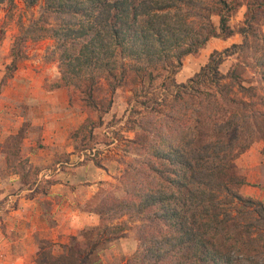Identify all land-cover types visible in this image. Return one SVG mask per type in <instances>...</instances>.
I'll return each instance as SVG.
<instances>
[{"label": "trees", "instance_id": "obj_1", "mask_svg": "<svg viewBox=\"0 0 264 264\" xmlns=\"http://www.w3.org/2000/svg\"><path fill=\"white\" fill-rule=\"evenodd\" d=\"M11 2L0 0V8ZM241 5L235 0H43L39 18L15 40L17 68L28 41L53 39L61 78L49 91L73 88L88 108L107 112L112 100L105 107L106 98L96 94L105 91L108 97L135 87L130 117H136L139 131L126 143L141 161L121 178L126 197L110 198L140 223L138 248L128 264H264V202L240 194L247 182L236 166L241 155L264 141V111L252 101L254 89L243 85L246 67L237 62L222 72L229 58L251 48L253 38L261 41L256 23L246 21L243 44L214 51L194 77L176 80L186 57L213 38L237 34L229 14ZM254 5L264 8V0ZM214 15L220 17L219 28ZM258 64L264 68V60ZM24 136L22 131L18 138ZM97 205L91 212L103 221ZM125 225L94 228L82 235L86 242L73 237L59 257L41 245L37 264H98L106 244L125 237ZM95 230L104 233L95 236Z\"/></svg>", "mask_w": 264, "mask_h": 264}, {"label": "rangeland", "instance_id": "obj_2", "mask_svg": "<svg viewBox=\"0 0 264 264\" xmlns=\"http://www.w3.org/2000/svg\"><path fill=\"white\" fill-rule=\"evenodd\" d=\"M254 2L255 0H235L236 4L240 3L242 5L237 10L231 11L229 14V24L237 34L228 40L213 38L206 47L209 45L214 52L224 51L233 45H241L243 44L244 37L240 31L243 27H246V21L250 19L256 23L258 32L262 35L261 41L253 38L250 41L251 48L246 52H239L229 58L223 64L222 72L227 74L237 62H240L241 66L243 65L242 68L246 67L244 71H241L245 81L243 85L254 89L251 91L254 95L252 101L255 103L256 108L264 111V68L261 67V64H258V62L260 63V61L264 60V45L262 44V39H264V8L254 5ZM248 3L253 5L251 9H249ZM42 5L43 0L36 5H29L26 0H13V2L7 3L0 8V102H4L6 106H9L10 98L12 97L13 99V115H10L11 113L8 110L6 115L3 116V119H6V123H10V119H13L11 121L13 124L10 125L11 129L6 126L7 124H0V151L9 155L6 161L2 162V158L0 159V168L4 169L3 173L5 176H20L23 184H27L29 187L35 189L36 195L45 192L49 182H43L44 178L40 176V168L32 164L30 165V158L25 159L27 155L26 151L35 154L38 150L45 148L41 139L35 138L33 141H30V138L33 137L32 134L40 135L42 130L41 128L32 127V119L35 116L34 112L37 113L42 107L38 91L46 90L49 93L57 91H49V88L58 83L61 78V70L57 59L58 55L54 52L55 42L53 39L45 38L39 41H28L23 49V60L17 68L13 66L12 47L20 35L22 28L26 29L33 21L39 18L42 12ZM212 20L219 28L220 17L214 15L212 16ZM202 51H199L195 55H190L183 60V67L176 75L178 83H186L204 67L199 69ZM4 80H6L5 84L3 83ZM148 88L149 85L146 86V89ZM63 89L69 91L72 109L77 114H85L86 119L90 118L86 129H81V126L86 122L85 120L80 127L72 129L70 132L71 144L74 145L76 152L83 155L85 160H94L100 166L109 165L108 159L102 158L103 155H108V157H111V162H114L115 166L113 165V167L120 169L118 182L103 188L92 205H90L89 210H93L99 202L97 205L98 210L104 211V220H101L100 225L97 227H102L103 225L105 227H112L125 223V237L133 239V241H128L129 243L131 242V245L128 243L126 247H134L135 241L137 244L139 243L137 226L140 223L138 220L130 218L127 212H120L118 207H114V203H112L114 201H111V199L116 198L117 200L126 197L125 185L121 182V178L134 161H141V157L138 156L137 152L133 150L131 145L126 143L128 139L135 137L136 131H139V128H136L133 123L136 117H130V104H134L136 89L131 86L120 88L113 96H109L111 94H108V97L105 91L96 94L98 100L106 98V101L103 100L105 107L112 100V106L107 112L103 108L100 111H96L86 107L83 102V95L75 89L69 87H64ZM137 89L140 90L141 88ZM3 93L7 94L2 95ZM33 93L36 94L35 99H33ZM10 130H12L13 134L9 133ZM22 131L23 133L25 131L24 139L18 138ZM260 142L264 143V141L256 143ZM237 170L240 175L238 167ZM240 176L243 177L242 175ZM94 228L84 229L76 237L80 241L86 242L87 239L82 235L90 234ZM93 232L96 236L97 233L103 234L104 230L102 232L96 230ZM102 240H106V237H102ZM72 242L73 237L64 249H62L63 247H56L51 242H45L42 245H44L48 252L59 257L66 254ZM111 243L106 244L107 249L98 257L100 261L102 260V256H106L107 250L111 249ZM119 248L123 250L124 246H120ZM133 255L123 254L121 262L116 264H128L129 259Z\"/></svg>", "mask_w": 264, "mask_h": 264}, {"label": "crops", "instance_id": "obj_3", "mask_svg": "<svg viewBox=\"0 0 264 264\" xmlns=\"http://www.w3.org/2000/svg\"><path fill=\"white\" fill-rule=\"evenodd\" d=\"M212 53L209 45L203 49L199 69L209 62ZM38 94L42 107L34 112L32 127L42 130L40 135L32 134L30 141L41 139L45 148L35 154L26 151L25 159L30 158V165L39 167L43 182L49 183L45 192L36 195L35 189L23 184L20 176H5L0 168V264H36L45 242L64 249L84 229L99 226L100 216L89 207L103 188L118 182L120 174L108 155L102 158H107L109 165L100 166L94 160H85L71 144V130L80 127L86 115L72 109L68 90L52 93L42 90ZM10 100L9 106L0 102V124H7L9 129L13 119L6 123L3 116L8 110L13 115L12 97ZM9 133L13 134L12 130ZM263 150L264 143H256L236 164L247 182L240 188V194L264 202ZM8 156L0 151L2 162ZM129 240L133 241L122 237L112 242L99 263L116 264L123 254L133 255L138 244L135 241L134 247L127 248Z\"/></svg>", "mask_w": 264, "mask_h": 264}]
</instances>
